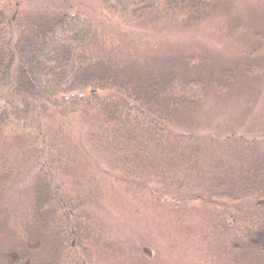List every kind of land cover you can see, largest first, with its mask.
Returning a JSON list of instances; mask_svg holds the SVG:
<instances>
[{
  "label": "trees",
  "instance_id": "trees-1",
  "mask_svg": "<svg viewBox=\"0 0 264 264\" xmlns=\"http://www.w3.org/2000/svg\"><path fill=\"white\" fill-rule=\"evenodd\" d=\"M220 2L102 0L99 14L188 27ZM111 41L78 0H0V197L9 187L26 200H0V236L15 240L0 264L152 263L148 244L122 249L92 213L102 186L91 149L114 172L106 191L117 183L174 225L196 222L184 229L197 231L202 264H264V136L175 129L178 108L201 102L202 77L149 79Z\"/></svg>",
  "mask_w": 264,
  "mask_h": 264
},
{
  "label": "rangeland",
  "instance_id": "rangeland-1",
  "mask_svg": "<svg viewBox=\"0 0 264 264\" xmlns=\"http://www.w3.org/2000/svg\"><path fill=\"white\" fill-rule=\"evenodd\" d=\"M78 1L92 12L103 36L132 53L133 68L140 75L151 79L153 72H160L162 80L176 76L182 82L202 77L205 94L201 102L178 108L175 129L212 131L221 137L232 133L264 136V50L252 53L264 46V0H221L194 26L158 22L150 29L107 21L99 14L102 0ZM225 71H230L232 78L226 83L221 79ZM75 139L87 144L76 133ZM261 146L264 148V143ZM91 154L102 186L92 213L122 249L133 251L137 245L148 244L146 250L154 252L151 264H202V253L194 248L197 231H193L194 226L191 233L184 229L192 220L174 225L167 209L160 212L153 206L144 207L117 183L106 191L114 181V172L102 153L91 149ZM3 191L0 200L9 201V205L15 198L20 206H26L23 189L8 187ZM14 244V239L0 236V247Z\"/></svg>",
  "mask_w": 264,
  "mask_h": 264
}]
</instances>
